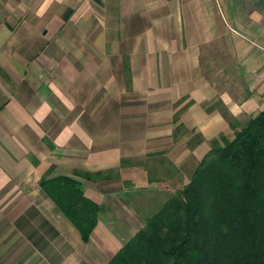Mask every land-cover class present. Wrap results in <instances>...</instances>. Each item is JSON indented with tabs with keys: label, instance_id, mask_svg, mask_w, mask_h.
I'll list each match as a JSON object with an SVG mask.
<instances>
[{
	"label": "crops",
	"instance_id": "0c3cea01",
	"mask_svg": "<svg viewBox=\"0 0 264 264\" xmlns=\"http://www.w3.org/2000/svg\"><path fill=\"white\" fill-rule=\"evenodd\" d=\"M221 36L234 95L202 69ZM217 98L236 122L264 107V0H0V264L107 263L141 194L232 136ZM57 174L99 204L87 239L39 185Z\"/></svg>",
	"mask_w": 264,
	"mask_h": 264
},
{
	"label": "trees",
	"instance_id": "16d2710c",
	"mask_svg": "<svg viewBox=\"0 0 264 264\" xmlns=\"http://www.w3.org/2000/svg\"><path fill=\"white\" fill-rule=\"evenodd\" d=\"M219 110L232 136L209 139L187 179L105 264H264V107L241 122ZM39 185L87 239L99 204L81 183L57 174Z\"/></svg>",
	"mask_w": 264,
	"mask_h": 264
},
{
	"label": "rangeland",
	"instance_id": "374dc122",
	"mask_svg": "<svg viewBox=\"0 0 264 264\" xmlns=\"http://www.w3.org/2000/svg\"><path fill=\"white\" fill-rule=\"evenodd\" d=\"M209 50L205 53L206 57L202 59V69L207 77L213 82L217 89H228L231 94H237L240 90V82L237 81L236 74L240 73V67L230 51L229 38L226 36L217 37L208 44ZM212 106L223 107L219 98L211 103ZM189 172V170H187ZM181 178V176L179 177ZM183 179H180L182 182ZM167 194L159 191L145 192L141 194L140 201H137L143 214L147 215L157 208ZM136 204V205H137ZM135 205V206H136ZM152 208V210H149ZM154 208V209H153Z\"/></svg>",
	"mask_w": 264,
	"mask_h": 264
}]
</instances>
